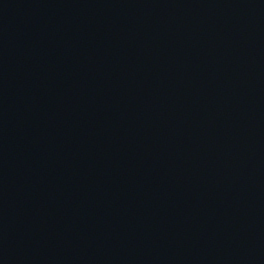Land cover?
<instances>
[{
  "label": "water",
  "instance_id": "95a60500",
  "mask_svg": "<svg viewBox=\"0 0 264 264\" xmlns=\"http://www.w3.org/2000/svg\"><path fill=\"white\" fill-rule=\"evenodd\" d=\"M0 264H264V0H0Z\"/></svg>",
  "mask_w": 264,
  "mask_h": 264
}]
</instances>
